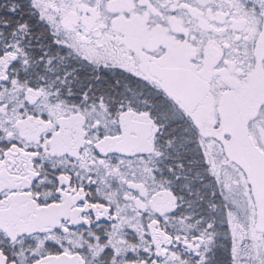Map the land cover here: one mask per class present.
<instances>
[{
    "label": "snow or ice",
    "instance_id": "1",
    "mask_svg": "<svg viewBox=\"0 0 264 264\" xmlns=\"http://www.w3.org/2000/svg\"><path fill=\"white\" fill-rule=\"evenodd\" d=\"M0 264H264V0H0Z\"/></svg>",
    "mask_w": 264,
    "mask_h": 264
}]
</instances>
